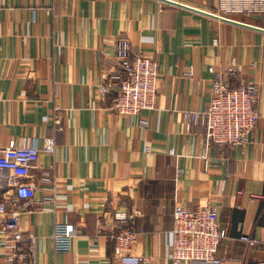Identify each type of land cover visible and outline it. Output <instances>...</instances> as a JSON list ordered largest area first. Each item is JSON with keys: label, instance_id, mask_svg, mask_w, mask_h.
Masks as SVG:
<instances>
[{"label": "crops", "instance_id": "crops-1", "mask_svg": "<svg viewBox=\"0 0 264 264\" xmlns=\"http://www.w3.org/2000/svg\"><path fill=\"white\" fill-rule=\"evenodd\" d=\"M171 1L223 14L220 0ZM218 17L256 29L159 0H0V146L57 144L32 171L36 199L55 189L56 208L22 216L35 253L20 264H119L111 240L119 213L143 231L134 254L173 264L174 207L212 204L227 230L222 264H264V14ZM123 34L159 64L156 107L140 115L148 126L115 114V94L100 92L118 70ZM229 68L239 70L233 86L259 84L260 119L244 148L206 149L205 126L188 114L210 106L213 81ZM58 223L76 230L68 254L55 252Z\"/></svg>", "mask_w": 264, "mask_h": 264}, {"label": "built area", "instance_id": "built-area-1", "mask_svg": "<svg viewBox=\"0 0 264 264\" xmlns=\"http://www.w3.org/2000/svg\"><path fill=\"white\" fill-rule=\"evenodd\" d=\"M219 15L264 14V0H220ZM113 59L118 67L110 72L100 85L104 96L115 94L111 107L118 116L129 118L141 126L148 122L140 118L143 111L153 110L158 99L159 64L157 60L133 49L126 34L120 35L113 48ZM212 73L214 69L210 70ZM239 70L229 68L226 73H218L213 81V97L210 106L203 112L188 114L189 121H201L205 126L204 145L244 148L254 138L260 114L257 109L260 86L247 83L235 87L230 77H237ZM59 129V128H58ZM62 129L60 128L59 131ZM56 140L49 138L40 149L35 144L0 146V264H20L32 260L35 246L31 237L21 227L22 216L52 204L56 208L55 189L42 200L36 199L38 184L32 174L37 169L42 153L54 154ZM175 156L176 152L172 151ZM209 162L207 163V170ZM46 185L55 186L56 178L45 176ZM222 206L212 204L188 208L176 205L173 209V230L170 259L173 264L201 262L222 264L219 256L221 244L227 237V230L219 221ZM116 232L111 235L114 244L113 258L119 264H148L144 256L134 254L143 231L128 225L126 214H116ZM76 230L68 224L55 226L54 244L57 254L71 251ZM241 241L250 247L261 244V240L242 236ZM90 252L96 253V248Z\"/></svg>", "mask_w": 264, "mask_h": 264}, {"label": "water", "instance_id": "water-1", "mask_svg": "<svg viewBox=\"0 0 264 264\" xmlns=\"http://www.w3.org/2000/svg\"><path fill=\"white\" fill-rule=\"evenodd\" d=\"M159 1L164 2V3H168V4H172V5H176V6H180L182 8H185V9H188V10H191V11H194V12H198V13H201V14H204V15H207V16H210V17H213V18H216V19H220L223 22H227V23H231V24H236V25H239V26H242V27H246V28L256 29V28H253L252 26H249L247 24H243V23H240V22H237V21H234V20L226 19V18H219L215 14L208 13V12L198 11V10H195L194 8H190V7H187V6H183L181 4H178L176 2H173L171 0H159ZM260 31H263L264 32V30H260Z\"/></svg>", "mask_w": 264, "mask_h": 264}]
</instances>
